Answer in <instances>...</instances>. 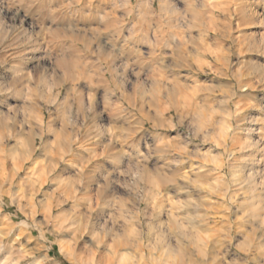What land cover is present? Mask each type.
<instances>
[{
  "label": "clouds",
  "instance_id": "obj_1",
  "mask_svg": "<svg viewBox=\"0 0 264 264\" xmlns=\"http://www.w3.org/2000/svg\"><path fill=\"white\" fill-rule=\"evenodd\" d=\"M0 264H264V0H0Z\"/></svg>",
  "mask_w": 264,
  "mask_h": 264
}]
</instances>
